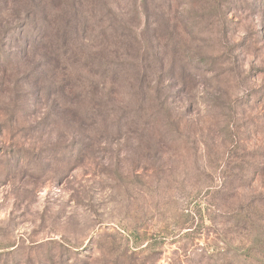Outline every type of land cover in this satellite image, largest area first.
<instances>
[{
    "label": "rangeland",
    "instance_id": "rangeland-1",
    "mask_svg": "<svg viewBox=\"0 0 264 264\" xmlns=\"http://www.w3.org/2000/svg\"><path fill=\"white\" fill-rule=\"evenodd\" d=\"M79 1L0 3V264H264V0Z\"/></svg>",
    "mask_w": 264,
    "mask_h": 264
},
{
    "label": "trees",
    "instance_id": "trees-1",
    "mask_svg": "<svg viewBox=\"0 0 264 264\" xmlns=\"http://www.w3.org/2000/svg\"><path fill=\"white\" fill-rule=\"evenodd\" d=\"M53 1L55 0H0V3H1V8L3 10L4 9L7 10L10 7L14 9H19V7H22L23 11L24 10L25 11L24 13L20 12V14L22 15H19L16 18V20H22V18H24L25 22H24L23 27H30V25H32V21L35 20L36 18H40L44 22H48V19L52 18L51 16V14H53L52 11L57 10L52 6ZM61 2L63 5L66 6V8L68 6L71 9L69 10L72 12H75V11L77 12L79 9L78 7L82 6V3L79 0H61ZM94 2L95 1H93V4ZM17 12H15V14ZM21 16H24V17H21ZM109 30L110 29H107L106 33ZM42 35H44V32H42ZM121 69L122 68H119L117 70H121Z\"/></svg>",
    "mask_w": 264,
    "mask_h": 264
}]
</instances>
